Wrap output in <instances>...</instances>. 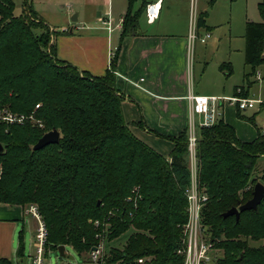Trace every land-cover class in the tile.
Instances as JSON below:
<instances>
[{"label": "trees", "instance_id": "trees-1", "mask_svg": "<svg viewBox=\"0 0 264 264\" xmlns=\"http://www.w3.org/2000/svg\"><path fill=\"white\" fill-rule=\"evenodd\" d=\"M137 0H128L122 37L135 31ZM215 0H212L213 3ZM261 22L247 21L245 59L249 77L264 64V2ZM14 0H0V109L34 115L32 121H0V203L36 204L48 227L46 255L59 245L79 254L115 240L130 228L123 249L103 250L105 264H183L191 185L188 127L166 135L174 147L166 157L137 137L122 111L123 97L116 85V55L103 75H93L61 60L54 51L50 26L37 14L32 0L15 15ZM208 12L199 16L205 26ZM226 76L232 63L222 62ZM236 88L247 98L249 89ZM40 107L36 109V105ZM58 129L56 144L40 150L34 145L48 131ZM198 184L208 194L202 223L214 245L224 254L217 264H264V198L256 210H245L239 219L223 214L252 197L254 172L264 156V135L244 141L223 119L197 130ZM139 187L137 206L129 194ZM100 202V204H98ZM99 221L100 225L96 222ZM23 230L18 258L25 256ZM260 241L252 246L249 240ZM144 259V262H139ZM0 264H16L0 257Z\"/></svg>", "mask_w": 264, "mask_h": 264}, {"label": "crops", "instance_id": "crops-1", "mask_svg": "<svg viewBox=\"0 0 264 264\" xmlns=\"http://www.w3.org/2000/svg\"><path fill=\"white\" fill-rule=\"evenodd\" d=\"M145 1L149 4L158 0ZM143 2L137 7L134 4L133 11L140 10ZM159 2L158 17L149 20L147 7H144L136 30L125 37H122V24L126 11L118 22L115 19L111 22V0H32V5L39 17L54 31L52 42L59 59L100 76L110 68L112 58L116 55V85L123 97L124 118L137 137L152 148L157 145V148H163L164 152L169 153L164 156H170L174 143L170 141L171 144H167L157 135H177L188 127L190 94L218 97L217 121L223 119L232 124L240 139L253 140L261 132L262 126L257 128L254 135L251 130L245 131L240 122L232 120L233 117L220 113L219 109H224L228 102L234 105L229 98L232 97L231 91L227 84H222L223 76L220 72L205 87L195 83L194 74L189 75V32L193 0ZM105 5L108 6V17H104L100 11ZM60 10H70L67 11L68 14L74 13L73 17L77 16V20L73 22L77 24L58 25L61 23V14H58ZM204 12L206 11L197 13L198 28L200 32L208 30L211 38L213 28L207 23V17L205 26H199V16ZM198 43H208V40H199ZM195 45L197 47V42ZM194 67L193 62V73ZM221 73L225 75L224 72ZM237 87L233 95L241 97L236 94ZM148 128L159 133L155 135ZM27 210L22 205L0 203V257L10 258L14 262L18 258L20 232L23 230L25 233ZM36 228L37 226L35 239Z\"/></svg>", "mask_w": 264, "mask_h": 264}, {"label": "rangeland", "instance_id": "rangeland-1", "mask_svg": "<svg viewBox=\"0 0 264 264\" xmlns=\"http://www.w3.org/2000/svg\"><path fill=\"white\" fill-rule=\"evenodd\" d=\"M15 1V15H20L23 13V4L25 0H14ZM106 1V0H101ZM143 0H137L135 2V7L140 5ZM186 1V0H183ZM212 0H193V3L196 6L197 13L200 11H207V23L213 28L212 34L213 37L207 38L208 43H198L199 40L192 46H190L189 54V75L193 76L195 83L200 87H205L208 85L209 81L214 78V76L220 72L222 77V84H227V88L231 91V96L235 97V87L245 86L248 88V80L245 79V74L250 72V67L246 64L244 48L246 44L245 40V31L247 21L261 22L263 20L259 5L264 2V0H215L211 3ZM66 3V1H64ZM168 3V0H166ZM107 5V4H106ZM103 6L101 14L107 16L108 6ZM128 7V0H111V13L109 16L111 22L113 19L116 22L119 21L121 15L125 13ZM191 9V5H190ZM67 11L70 10H60L58 14L60 15L61 23L58 25H67L70 26L76 25L77 22H73L72 18L74 13L68 14ZM64 21V22H63ZM159 21H157L158 23ZM206 31L201 30L200 35H205ZM225 55H227L225 57ZM222 57H225L222 58ZM222 59V60H221ZM224 60H229L233 66V72L231 75L226 77L223 75L219 69L220 63ZM193 62H194V73H193ZM204 75V76H203ZM251 85L248 88L249 93L248 99H261L264 100V64L257 67L255 73L249 77ZM229 97V98H232ZM225 108H220L221 115L225 113L232 118L244 125L245 131L251 130L255 135L257 133V128L264 126V105L256 103L255 107L247 108L246 110H240L236 103L225 104ZM224 112V114H223ZM200 121L199 116H196V123ZM190 123V121H189ZM232 125V124H231ZM190 127V124H189ZM135 128V127H134ZM249 128V129H248ZM151 133H159L151 128H148ZM261 131V130H260ZM262 133V132H261ZM160 140L167 144H171L172 141L166 135L158 134ZM198 136V135H197ZM173 142V141H172ZM146 143V142H145ZM155 149L163 153V155L168 156L169 153L164 152L163 148L159 149L158 146L153 145ZM189 166L191 168V160L189 156ZM264 171V156L260 157L254 172V176L260 178ZM187 191V190H186ZM135 195L132 191L128 195L132 197L130 204L137 206ZM187 195V192H186ZM30 204L23 207H28ZM29 208V207H28ZM27 223L25 225L24 240L26 245L25 256L20 258H15L16 264H31L32 255L36 252L35 247V227L37 226L36 219L32 216L31 213L26 214ZM22 224V222H21ZM134 231L133 228H130L126 233H124L119 238L107 241L103 244L104 252L108 253L111 247H117L123 249L128 237ZM250 245L260 246L263 243V240L255 241L249 240ZM214 253L218 257H222L224 252L222 249L214 245ZM102 254H104L102 252ZM100 264L97 261H93L89 253L79 254L71 246L66 247V256L61 257L58 250H50L49 253L45 256V264ZM103 263V262H102ZM105 264V263H103Z\"/></svg>", "mask_w": 264, "mask_h": 264}, {"label": "built area", "instance_id": "built-area-1", "mask_svg": "<svg viewBox=\"0 0 264 264\" xmlns=\"http://www.w3.org/2000/svg\"><path fill=\"white\" fill-rule=\"evenodd\" d=\"M149 20L155 19L160 13V2L159 0L155 3H149L146 9ZM197 12L194 4H192V16L191 26L189 32L190 46L195 44L196 40L205 42L207 38L211 36V33L207 30L205 35H200V30L197 24ZM114 53L112 54L113 57ZM232 102L236 103L240 110H246L247 108L255 107L256 103L264 105V100L248 99L241 97L230 98ZM190 102V127L188 125V148L189 156L191 160V185L187 189L188 197V222L185 225V239L184 246L179 251L184 256L183 264H217L220 257L214 253V243L208 235L205 226L202 223V211L208 201V194L204 189H201L198 184V166L196 157L197 148V130L200 127H207L217 122L218 110L217 103L219 98L215 96H206L202 94H190L188 96ZM40 107V104L36 105V109ZM196 116L201 117L200 121L196 123ZM32 121L38 124L39 127H44L43 122L40 119H36L34 115H25L14 113L8 108L0 109V121L6 122L7 124H24L27 121ZM261 132L264 135V126L261 128ZM135 194L133 195L136 199L140 197L139 187L136 186L132 190ZM129 201L132 197L128 198ZM29 207V208H28ZM27 207V212L31 213L37 221L36 228V252L32 255L31 264H45L46 246L48 243V227L41 214L39 207L36 204H30ZM100 225V222H96ZM104 250L103 244L96 246L91 249L89 253L93 261H97L103 264L101 261L102 252ZM139 262L143 263L144 259H139ZM71 264V263H67Z\"/></svg>", "mask_w": 264, "mask_h": 264}, {"label": "water", "instance_id": "water-1", "mask_svg": "<svg viewBox=\"0 0 264 264\" xmlns=\"http://www.w3.org/2000/svg\"><path fill=\"white\" fill-rule=\"evenodd\" d=\"M73 21L77 20V16L72 18ZM73 29H71L72 31ZM60 131L58 129H52L46 132L39 141L34 145V150H40L47 146L48 144H56L60 141ZM4 151V146L0 143V153ZM264 198V184L262 182H257L254 186L252 197L245 203L240 204L238 207H233L223 214L224 217H229L235 215L237 219L240 217V213L245 210H256L258 205L262 202ZM100 204V202H98ZM58 252L61 257L66 256V246L59 245Z\"/></svg>", "mask_w": 264, "mask_h": 264}]
</instances>
